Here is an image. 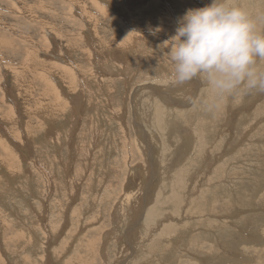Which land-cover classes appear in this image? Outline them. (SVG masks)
Listing matches in <instances>:
<instances>
[{
    "label": "rangeland",
    "instance_id": "374dc122",
    "mask_svg": "<svg viewBox=\"0 0 264 264\" xmlns=\"http://www.w3.org/2000/svg\"><path fill=\"white\" fill-rule=\"evenodd\" d=\"M213 2L0 0V264H264V94L207 111L162 46Z\"/></svg>",
    "mask_w": 264,
    "mask_h": 264
},
{
    "label": "clouds",
    "instance_id": "9594fccd",
    "mask_svg": "<svg viewBox=\"0 0 264 264\" xmlns=\"http://www.w3.org/2000/svg\"><path fill=\"white\" fill-rule=\"evenodd\" d=\"M162 29H149L156 36ZM174 65L173 84L201 79L211 90L202 106L218 111L241 90L264 94V16L214 0L207 7L189 10L179 20L176 35L165 41Z\"/></svg>",
    "mask_w": 264,
    "mask_h": 264
},
{
    "label": "bare ground",
    "instance_id": "6f19581e",
    "mask_svg": "<svg viewBox=\"0 0 264 264\" xmlns=\"http://www.w3.org/2000/svg\"><path fill=\"white\" fill-rule=\"evenodd\" d=\"M16 1V0H15ZM257 1V0H256ZM97 3V2H96ZM18 4V3H17ZM258 4H259V6H260V3L258 2ZM257 4V5H258ZM263 4V3H262ZM97 5V4H96ZM23 6V5H22ZM43 4H42V6H41V8H43ZM101 7V6H100ZM17 8V7H16ZM18 9V8H17ZM22 9V8H21ZM29 9V8H28ZM98 9H102V8H98ZM254 9H256V8H254ZM264 9V8H263ZM25 10V9H24ZM33 10V9H32ZM32 10H30V11H32ZM47 10V9H46ZM260 10V9H259ZM143 11V13H144V11L145 10H142ZM261 11H262V8H261ZM18 12V11H17ZM129 13V12H128ZM141 20V19H140ZM139 25V24H138ZM50 36H52V35H50ZM55 39V38H54ZM0 45H2L1 47H3V48H10L12 45L11 44H8V43H3V44H0ZM47 47V46H46ZM53 47V46H52ZM10 51V50H9ZM87 52V51H86ZM89 52H91V51H89ZM88 53V52H87ZM90 56H92V55H90ZM11 67V66H10ZM17 69V68H16ZM12 71H13V73H15V74H17L18 73V70H13L12 69ZM12 71H10L11 73H12ZM47 74H48V71H47ZM47 79H48V77H47ZM54 80V79H53ZM55 81V80H54ZM45 82V81H44ZM44 85H45V93H47V92H49V93H51L52 94V98H53V100H54V102H55V105H58V104H63L62 103V98H60L59 100H57L56 98H55V91H56V86H55V84L54 83H50V81H46V84L44 83ZM146 86V88H149L150 90H154V89H152V87H153V85H151V84H145ZM139 89H142L141 87H139ZM131 90V89H130ZM155 91V90H154ZM155 92H157V91H155ZM131 93H133V91H131ZM174 94V93H173ZM134 95V94H133ZM160 95V94H159ZM10 96H12V95H10ZM13 99V98H12ZM10 100V99H9ZM132 100V99H131ZM177 101V100H176ZM10 102V101H9ZM11 102H13V101H11ZM135 102V101H134ZM6 103V102H5ZM44 103H45V106H47L48 108H50L49 106L51 105V106H53V103H52V101L50 100V99H47V101L45 100L44 101ZM168 103V102H167ZM178 102H175L174 101V104L176 105ZM170 104V103H169ZM174 105V106H175ZM11 106V105H10ZM176 106H178V105H176ZM90 113V112H89ZM97 113V112H96ZM164 114V113H163ZM92 115V114H91ZM94 115V114H93ZM53 117V116H52ZM95 117V116H94ZM90 118H92V116L90 117ZM51 118L50 117H45V120H50ZM165 122V121H164ZM163 122V123H164ZM32 123V122H31ZM40 124H41V122H39ZM42 125V124H41ZM52 125V124H51ZM38 126V125H37ZM45 127V126H44ZM47 128V127H46ZM39 129V128H38ZM164 130V129H163ZM148 135V134H147ZM150 147V146H149ZM179 204H180V202H179ZM179 214V213H178ZM177 215V214H176ZM69 233V232H68ZM23 234V233H22ZM127 263V262H126ZM125 262H124V264H126Z\"/></svg>",
    "mask_w": 264,
    "mask_h": 264
},
{
    "label": "crops",
    "instance_id": "0c3cea01",
    "mask_svg": "<svg viewBox=\"0 0 264 264\" xmlns=\"http://www.w3.org/2000/svg\"><path fill=\"white\" fill-rule=\"evenodd\" d=\"M165 2H167V1H165ZM167 4V3H166ZM168 6V5H167Z\"/></svg>",
    "mask_w": 264,
    "mask_h": 264
}]
</instances>
